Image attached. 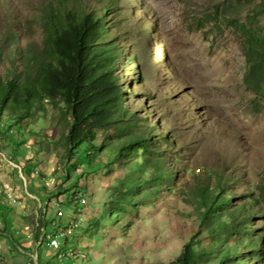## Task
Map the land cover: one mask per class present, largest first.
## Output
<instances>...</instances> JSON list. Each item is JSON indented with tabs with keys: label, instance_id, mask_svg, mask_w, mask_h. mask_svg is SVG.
Returning <instances> with one entry per match:
<instances>
[{
	"label": "rangeland",
	"instance_id": "obj_1",
	"mask_svg": "<svg viewBox=\"0 0 264 264\" xmlns=\"http://www.w3.org/2000/svg\"><path fill=\"white\" fill-rule=\"evenodd\" d=\"M52 1L0 0V76L20 75L25 51H41V18ZM82 1L93 8L109 6L106 36L123 59L116 67L124 103L152 132L160 145L154 158L165 159L174 176L155 187L153 202L135 211L118 208L126 222L108 218L115 207L109 185L123 178L133 160L84 176L79 183L84 191L77 193L86 206L83 214L60 210L52 194L61 186L66 125L61 106H47L45 114L22 124L19 156L12 154L11 138L0 137V259L62 262L65 257L56 260L61 247L50 250L52 235L45 240L49 228L40 224L61 211L65 223L75 225L64 264H169L190 235L197 233L201 246L210 243L205 232H197L196 214L185 216L191 208L183 200H190L198 182L212 186L220 179L226 182L229 208L244 204L255 216L248 228L254 231L250 237L260 239L258 252L251 254L246 240L242 253L251 257L248 264H264V97L243 83L247 63L241 36L231 25L243 22L251 7L245 0ZM111 135L100 141L108 146ZM141 157L139 152L134 161L139 164ZM91 220L101 222L97 233Z\"/></svg>",
	"mask_w": 264,
	"mask_h": 264
},
{
	"label": "trees",
	"instance_id": "obj_2",
	"mask_svg": "<svg viewBox=\"0 0 264 264\" xmlns=\"http://www.w3.org/2000/svg\"><path fill=\"white\" fill-rule=\"evenodd\" d=\"M245 1L251 7L249 14L243 22L232 21L231 25L241 36L247 63L243 83L257 97H264V25H261L264 0ZM108 10V5L93 8L82 0H53L49 4L41 18L44 35L41 51L37 53L32 48L25 51L20 75L12 71L0 76V137L9 136L12 154L19 156L24 143L22 124L37 114H45L47 106H61L66 133L61 186L52 194L56 205L60 210L83 214L86 206L81 207L77 193L84 191L79 185L84 176L133 160L123 178L109 185L115 207L108 218L120 223L126 219L118 208L130 207L135 211L153 202L158 192L155 187L170 182L174 173L165 159L154 158V153L160 152V145L124 103L116 67L123 59L117 45L106 36L110 29L106 19ZM1 56L0 51V59ZM4 115L6 123L2 121ZM13 130L17 131L16 137L11 135ZM110 133L112 141L106 146L100 136ZM139 152L142 157L137 164L134 160ZM37 154L34 149L33 155ZM148 171L150 177L141 178ZM23 177L27 181L24 174ZM224 184L220 179L212 186L200 181L191 190L190 200H183L185 207L191 208L185 216L191 218L195 213L198 234L205 232L211 241L208 246H201L196 240L197 233L190 235L169 264H248L251 257L246 258L242 253V241L246 240H250L249 252H258L260 239L250 237L254 231L248 228L255 216L244 204L229 208L231 200L224 194ZM61 197L63 200L59 201ZM62 216L61 213L55 219L42 220L44 231L49 228L45 240L69 226ZM90 223L97 233L101 222ZM38 236L34 234L35 241ZM9 238L14 245L18 244L12 236ZM70 238L62 241L60 252L66 254ZM63 260H58L59 264H64ZM0 264L6 263L0 259Z\"/></svg>",
	"mask_w": 264,
	"mask_h": 264
},
{
	"label": "bare ground",
	"instance_id": "obj_3",
	"mask_svg": "<svg viewBox=\"0 0 264 264\" xmlns=\"http://www.w3.org/2000/svg\"><path fill=\"white\" fill-rule=\"evenodd\" d=\"M73 222H70V226L58 231L57 235L59 237V243L61 244L62 241L66 240L69 236H71V234L73 233V229H74V226L72 224ZM50 245H52V237L50 238ZM60 248V247H59ZM57 248V249H59ZM66 256L65 253H61L59 254L58 258L61 259V258H64Z\"/></svg>",
	"mask_w": 264,
	"mask_h": 264
},
{
	"label": "built area",
	"instance_id": "obj_4",
	"mask_svg": "<svg viewBox=\"0 0 264 264\" xmlns=\"http://www.w3.org/2000/svg\"><path fill=\"white\" fill-rule=\"evenodd\" d=\"M60 216H61V212H60ZM48 247L50 248L51 251H53L55 253V249L62 247V245L59 243V237L58 235H54L52 236V245H48Z\"/></svg>",
	"mask_w": 264,
	"mask_h": 264
}]
</instances>
